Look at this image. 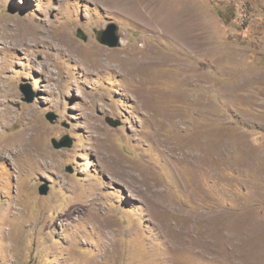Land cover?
I'll return each mask as SVG.
<instances>
[{
  "label": "rangeland",
  "instance_id": "rangeland-1",
  "mask_svg": "<svg viewBox=\"0 0 264 264\" xmlns=\"http://www.w3.org/2000/svg\"><path fill=\"white\" fill-rule=\"evenodd\" d=\"M240 1L0 0V264H264V0Z\"/></svg>",
  "mask_w": 264,
  "mask_h": 264
},
{
  "label": "water",
  "instance_id": "water-1",
  "mask_svg": "<svg viewBox=\"0 0 264 264\" xmlns=\"http://www.w3.org/2000/svg\"><path fill=\"white\" fill-rule=\"evenodd\" d=\"M100 43L101 45L108 47L110 49H116L121 47L122 40L119 36V29L117 24L112 23L109 24L106 29L102 32L100 36ZM22 92L28 97L26 100L27 102H31L32 98H30V89L24 88ZM47 119L49 122L54 123L57 120V116L54 114H49L47 116ZM53 145L56 149H64L69 148L71 146L70 142L67 140H63L60 142H57L56 140L53 141ZM50 192V184L48 182H45L40 188H39V194L41 196H47Z\"/></svg>",
  "mask_w": 264,
  "mask_h": 264
},
{
  "label": "bare ground",
  "instance_id": "bare-ground-1",
  "mask_svg": "<svg viewBox=\"0 0 264 264\" xmlns=\"http://www.w3.org/2000/svg\"><path fill=\"white\" fill-rule=\"evenodd\" d=\"M115 3H117V2H115ZM117 5V4H116ZM188 41V40H187ZM61 43H63V41L61 40ZM70 52V51H69ZM73 53L74 52H70V54L73 56ZM75 55V54H74ZM46 62V61H45ZM119 64H120V66H121V68H122V71H124L125 73H126V75H128V76H132V79L134 80V79H136V78H139V77H141V76H143V75H145L146 73H148V68H146V67H144V66H142V65H144V64H140L137 60H136V58L134 59V58H132V59H130V60H126V61H122V60H120L119 61ZM147 66V65H146ZM150 66V65H149ZM151 67V66H150ZM150 69H152V68H150ZM53 73V72H52ZM53 75L51 74V77H50V79L49 80H55L53 77H52ZM131 78V77H130ZM144 78V77H143ZM191 80V79H190ZM55 83V82H54ZM8 84V83H7ZM1 86V85H0ZM7 87V86H6ZM62 86H59V84L58 83H56V85H55V88L57 89V90H59V88H61ZM55 88H50L49 90H50V95H56L57 93V91L55 90ZM140 88V87H139ZM2 89V88H1ZM7 89V88H6ZM5 89V95H8V94H10L9 92H10V90H6ZM2 91V90H1ZM4 95V94H3ZM5 97V96H4ZM152 98L150 99V97H149V100L146 102L147 104H151L152 102ZM4 108H7V107H4ZM152 112V111H151ZM8 114V113H7ZM6 113L3 115V118H4V121H6L7 120V118H9L8 117V115H7ZM149 115V114H148ZM88 117V119H90V117L91 116H87ZM162 120V119H161ZM31 121H33V117H32V119L30 120V122ZM159 123V122H158ZM162 123V122H161ZM85 124V123H84ZM87 124V123H86ZM85 124V125H86ZM170 124V123H169ZM96 125L95 124H88L87 125V127L88 128H90V129H93L94 127H95ZM188 145V144H187ZM103 146H105L104 144H102V147ZM189 148V147H188ZM19 150V149H18ZM20 152V151H19ZM18 153V152H17ZM112 154V153H111ZM117 159V158H116ZM119 166V165H118ZM112 167H114V166H112ZM115 172V171H114ZM122 172V171H121ZM117 174V173H116ZM114 175V174H113ZM239 238V237H238ZM196 243H198V242H196ZM205 249H206V247H205ZM254 249V248H253ZM207 250H209V248L207 249ZM212 251V250H211ZM215 251V250H214ZM204 252V251H203ZM250 252H254L255 254H258V255H264V252L263 251H261V250H259V249H255V250H251ZM215 253V252H214ZM237 255V254H236ZM213 258H215V257H213ZM217 258V257H216ZM215 261V260H214Z\"/></svg>",
  "mask_w": 264,
  "mask_h": 264
},
{
  "label": "built area",
  "instance_id": "built-area-1",
  "mask_svg": "<svg viewBox=\"0 0 264 264\" xmlns=\"http://www.w3.org/2000/svg\"><path fill=\"white\" fill-rule=\"evenodd\" d=\"M235 2H239V6L242 5V2L240 0H235ZM238 14H239L240 17H242L243 12L241 11V9L238 10Z\"/></svg>",
  "mask_w": 264,
  "mask_h": 264
},
{
  "label": "crops",
  "instance_id": "crops-1",
  "mask_svg": "<svg viewBox=\"0 0 264 264\" xmlns=\"http://www.w3.org/2000/svg\"><path fill=\"white\" fill-rule=\"evenodd\" d=\"M170 2V1H169ZM173 15H174V13H173Z\"/></svg>",
  "mask_w": 264,
  "mask_h": 264
}]
</instances>
